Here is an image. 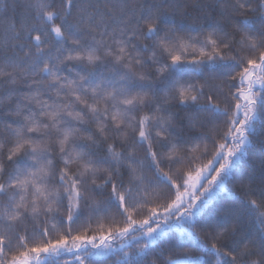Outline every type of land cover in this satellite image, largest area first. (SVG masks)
Returning <instances> with one entry per match:
<instances>
[{"label": "snow or ice", "instance_id": "6c2138e0", "mask_svg": "<svg viewBox=\"0 0 264 264\" xmlns=\"http://www.w3.org/2000/svg\"><path fill=\"white\" fill-rule=\"evenodd\" d=\"M132 241L264 264V0H0V264Z\"/></svg>", "mask_w": 264, "mask_h": 264}, {"label": "trees", "instance_id": "16d2710c", "mask_svg": "<svg viewBox=\"0 0 264 264\" xmlns=\"http://www.w3.org/2000/svg\"><path fill=\"white\" fill-rule=\"evenodd\" d=\"M149 2H152V0H149ZM178 3H184L185 0H177ZM176 22L177 23H180V22H183L184 24H191L193 23L191 20H187V19H184L182 16H177L176 18ZM258 159H259V151L257 149V151L254 153V156H253V159L250 161V163H254L258 166ZM43 219V218H42ZM104 224H105V229H104V232L101 233V230L100 228L97 226V223L95 221V219L93 220L92 222V229L91 231H88L87 233L84 232V229L81 228L80 231H81V234H86V235H101V234H107V225H108V221H102ZM246 223V222H245ZM29 232L31 231V223L29 224ZM139 245L135 242V241H132L131 242V247H128L126 246L125 248H123L122 251H119L118 253H115V254H111L109 255L107 258L106 257H96L95 258V264H123V261H124V257H123V253L124 252H134L136 251V248L138 247ZM61 262L64 261L65 259H67L69 261V256L68 254H65L64 256H62L61 258ZM150 261H151V257L149 256L147 258V260L144 261V264H150ZM85 264H87V261H85Z\"/></svg>", "mask_w": 264, "mask_h": 264}, {"label": "rangeland", "instance_id": "374dc122", "mask_svg": "<svg viewBox=\"0 0 264 264\" xmlns=\"http://www.w3.org/2000/svg\"><path fill=\"white\" fill-rule=\"evenodd\" d=\"M97 237H99V236H97ZM120 243H123V242H122V241H114V242H113V245H114V247L118 248ZM124 248H125V247H124ZM138 250H139V246L136 248V251H138ZM66 254H67V253H66ZM68 256H69L70 264H79V261H76V260L74 259V256H73L72 254H68ZM101 257H103V256H101ZM123 257H124V256H123ZM41 258H43V255H41ZM61 264H63V261L61 262Z\"/></svg>", "mask_w": 264, "mask_h": 264}]
</instances>
